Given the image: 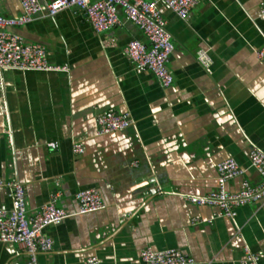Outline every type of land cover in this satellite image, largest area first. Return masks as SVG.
Segmentation results:
<instances>
[{"label":"crops","instance_id":"crops-1","mask_svg":"<svg viewBox=\"0 0 264 264\" xmlns=\"http://www.w3.org/2000/svg\"><path fill=\"white\" fill-rule=\"evenodd\" d=\"M263 1L203 0L186 20L160 4L175 46L168 88L126 56L129 41L147 39L122 13L121 25L103 34L76 9L9 28L67 68L0 73V180L23 184L30 219L60 183L57 206L70 215L45 231L53 248L38 255L39 264H84L94 256L100 264H144L146 248L177 249L199 264H240L245 247L264 264V199L233 219L185 199L215 191L218 164L229 158L245 170L229 191L261 181L250 151H264V62L256 55L264 46ZM0 14L20 18V1L0 0ZM108 111L133 124L99 135L97 118ZM77 143L84 153H74ZM85 189L99 191L106 208L78 214L75 196ZM0 201L12 208V192L0 190ZM28 260L23 248L0 243V264Z\"/></svg>","mask_w":264,"mask_h":264},{"label":"built area","instance_id":"built-area-1","mask_svg":"<svg viewBox=\"0 0 264 264\" xmlns=\"http://www.w3.org/2000/svg\"><path fill=\"white\" fill-rule=\"evenodd\" d=\"M23 8L20 18H7L0 14V73L5 69L20 71H59L67 68L54 66L47 59V48L43 44L28 43L23 37L9 31L11 27L24 26L39 16L53 17L68 9H76L94 28L103 34L120 26L122 13L146 37L147 43L132 39L125 47V54L139 71L150 72L164 88L171 87L174 76L168 67V61L175 46L172 35L167 29V21L160 11L164 4L180 19L186 20L190 12L203 0H19ZM261 15L264 18V1L261 4ZM105 47H115L114 40H104ZM257 57L264 62V46L256 50ZM198 61L209 66L212 61L207 52L199 51ZM133 124L128 115L108 111L97 118L99 135L111 134L127 130ZM55 147V145H52ZM76 154L84 153L82 144L73 147ZM250 167L260 176V183L252 185L244 180L239 192L227 189L230 180L242 176L245 170L237 160L226 159L218 164V188L202 197H186L185 199L197 206L218 208L227 218H235L239 208L264 199V151L253 147L250 151ZM58 190L52 194L51 200L30 219L27 211L26 190L18 180H0V190L12 192V208L6 209L0 201V243L21 247L28 254L27 264H39L38 255L50 252L53 240L46 234L50 227L59 226L70 215L57 201L62 196L60 183ZM79 210L85 215L99 212L106 204L96 189H85L75 196ZM141 260L144 264H199L194 258L177 249L156 251L151 248L142 250ZM84 264H100L98 257H89ZM240 264H261V255L244 248V257Z\"/></svg>","mask_w":264,"mask_h":264}]
</instances>
